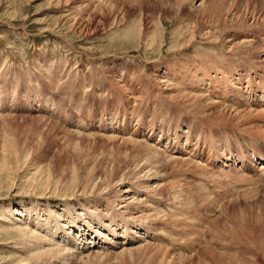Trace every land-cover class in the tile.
I'll list each match as a JSON object with an SVG mask.
<instances>
[{
  "label": "rangeland",
  "instance_id": "1",
  "mask_svg": "<svg viewBox=\"0 0 264 264\" xmlns=\"http://www.w3.org/2000/svg\"><path fill=\"white\" fill-rule=\"evenodd\" d=\"M58 1L0 0V264H153L149 262L150 256L147 252L146 254L143 251L134 250L137 252L133 254L132 252L121 253L124 247L130 249L138 247L139 244H145L134 238L133 234H130L129 239L133 240V242H129L130 245H123V238L113 239L116 242L120 241L118 247L106 244L100 236L99 239H96L101 243L96 246L98 248L88 250L89 252L84 249L81 256L79 253H74V255L68 253L64 255V252L43 253L42 247L49 248L50 246L47 243L39 245L38 242L29 240L28 235H23L19 229L27 224V227L32 230L38 226L41 230L36 229V231L38 234L40 233L41 237L46 234L48 237L44 238L50 241L49 239L52 237L53 241L55 243L59 241L61 246L68 245L66 241L62 242L61 234L65 233L66 237L68 233L78 231L69 222L79 224L80 232L86 230L85 232L89 234H96L95 231L99 230L104 234H109L102 230L103 227L98 222L101 221L105 225L108 222L105 219L106 195L109 194L110 200L117 206L123 204V202L115 200L112 193L116 194L127 186L133 190V184L138 181V177L136 178L134 173L136 169L134 170L135 167L131 165L138 159L133 158L135 146L132 143L128 145L120 138L132 135L153 146L160 144L158 141L160 140L159 131L156 130L154 136L150 133L149 127L154 124L150 122L151 114L148 116L146 113L145 117L143 116L142 109L151 108L150 104L146 101L143 105L138 106L139 110L135 117L130 111L125 113L124 107L128 109L130 107L124 97L125 90L120 85L123 83L125 85V81L129 79L131 68L138 76L141 74L143 76L144 71L152 73L153 68L155 70V66L161 61L175 62L178 60L179 52L177 49L176 52L173 49L177 40L171 31L175 26L173 18L179 13L187 19L193 20L197 16L195 14H198L199 6L204 2L207 4L208 0H183L182 8L175 7V9L162 7L160 0H133L132 4L127 0H114V10L121 15L118 17L116 13V15L109 13V8L104 9L101 13L96 11L93 0H84V8L76 6V11L72 10L75 8L72 2L67 6L65 0H60L59 3ZM256 2L257 0H252L249 6L259 8L263 0H259L258 5ZM87 3L89 7H86ZM79 4H82V0ZM157 9L158 11H155ZM78 10L80 11L78 12ZM176 10L178 11L176 12ZM154 12H158V14L154 15ZM244 12L245 8L242 9V15ZM133 21H137V24L143 21V30L155 31L153 48L151 47L150 51L142 46L138 36L141 32L138 30L133 31L135 35L132 38L123 37L125 32L130 31L127 28ZM155 21H163L161 30L153 28L152 24ZM261 23L264 24V19ZM144 33L146 34V32ZM185 34L189 37V34ZM142 36L144 37V35ZM201 40L200 37L197 38L198 43ZM156 41L158 42L156 43ZM198 43L196 46L190 47L191 49L185 54L187 57L204 56L207 59L210 58V54L214 56L217 54L216 50H219L216 46L212 47V50H206L201 45L199 51L192 52L193 49H198ZM144 61H147L146 69L142 68ZM159 115L158 112L152 119ZM187 123L192 129L201 130V125L195 122ZM155 124L163 129L166 128L163 124H172L173 127L178 126L183 128L181 130H187L186 126L180 127V123L171 122L169 118ZM259 124L263 125L260 122ZM142 126L147 128L144 130ZM140 130L144 131L140 133ZM173 132V138L167 142V145L176 142L182 133L180 131ZM112 134H118L120 138L117 140L111 138V142H108L110 139L106 136ZM220 136L224 137L222 134ZM184 140L185 136L182 143L185 142ZM195 140L196 138L193 139V142ZM224 140L229 143L226 149H235L236 141L243 142L241 145L244 149L242 150L250 160L251 158L252 161L255 160L256 153L245 150L247 145H243L246 142L241 136L228 135ZM199 147L202 148L200 145ZM256 147L260 149H257L258 152L264 154L263 142L257 143ZM161 149L168 151L169 155L173 151L171 155L179 157L175 146L172 149L162 146ZM204 149L205 152L209 150L206 147ZM210 149L209 151L212 153L207 152V155H204L203 152H200V155L194 152V155L199 156L196 160L202 159L203 164H210L208 160H211L215 155L217 158L215 149L213 147ZM234 149L231 151L236 153L241 148ZM141 153L142 149L139 147V155ZM192 153L190 152L187 156H192ZM115 159H117L116 162L118 160L119 162L115 163ZM260 163H264V160H260ZM129 165L131 168L127 167ZM209 168L210 171L205 176L200 174V171L195 174L191 168L189 171L193 172H188L181 177V180L183 178L182 182L179 178L173 184L168 183L171 186L164 187L163 183H155L156 180L151 181L152 185L159 184L163 188L161 191L157 190L155 196L148 197L152 202L149 204L150 210H159L160 217L161 212L164 213V216L161 217L162 220L159 218L163 225L154 226L157 228L155 231L149 228L146 235L142 230L140 234L145 236L143 242L147 240L149 244L155 243L154 245L164 248V240L168 247L172 236L171 239L175 238L174 240L178 242L182 241L181 244L193 247L197 254H204L201 255L202 258L212 248L217 253L216 257L220 256V253H227L228 257L229 254L230 256L235 255V257L240 255L238 259L232 257L233 259L230 261L233 264L235 262L236 264H264V249H258L259 245L264 248V174L256 173L253 169L249 172L238 171L240 176L235 173L221 174L220 168L216 164ZM128 169L131 170L130 173ZM97 172L99 173L97 174ZM243 175L254 180L250 179V182H247L248 179L243 178ZM98 176L105 177L101 181ZM98 178H100L99 181ZM122 179L123 181H121ZM46 181L52 185L46 184ZM120 182H123L124 185ZM64 183L67 185L63 186ZM143 191L138 193L142 197ZM101 193L104 196H101ZM187 195L188 197H186ZM63 196H66V199ZM137 198L141 199V197ZM206 198L210 200H205ZM97 201L100 202V212L99 215H96L98 217L96 219L85 218L83 223L82 221L79 223L77 220L82 217L80 212L83 211L81 210L85 208V210L92 211V207ZM204 203L206 204L204 205ZM200 205L202 206L198 207ZM188 206L192 210L188 211ZM186 211L188 212L186 213ZM46 214H50V220L59 223L61 231L56 235L42 230V226H45L46 223L39 221L37 217H43ZM29 215L31 218L28 217ZM100 215L102 216L99 219ZM223 215L226 216L223 217ZM83 218L81 219L83 220ZM227 218L232 219L227 220ZM215 219L221 222L218 220L216 222ZM207 220H210V223ZM222 220L226 223L229 222L224 224L223 221L222 225ZM246 226L248 229H244ZM258 228H261L262 231ZM243 229L245 230L244 234L249 233L244 237ZM249 230L253 232L251 233ZM163 231L164 234L167 232V236L166 234L163 236ZM240 232L242 233L240 234ZM151 235L152 238H150ZM184 235L185 237H183ZM198 237H204V239ZM76 240L80 242V245L84 243V239L83 241L80 238ZM89 240L90 238L87 242ZM53 241L51 240L55 244ZM193 249L191 248V250ZM182 252V250L177 251L174 255L188 257ZM200 255L195 258H199ZM234 258L235 261H233ZM253 259L254 261H252ZM201 261L204 263V259ZM226 261L229 262V260ZM196 262L200 263L197 260Z\"/></svg>",
  "mask_w": 264,
  "mask_h": 264
},
{
  "label": "bare ground",
  "instance_id": "2",
  "mask_svg": "<svg viewBox=\"0 0 264 264\" xmlns=\"http://www.w3.org/2000/svg\"><path fill=\"white\" fill-rule=\"evenodd\" d=\"M75 1H77V0H65L67 6L71 5L70 2H72V4L75 7L72 10L75 9V11L77 9L76 6L77 7L78 6L79 7L84 6L83 5L84 0H82V4H79V3H81V0H78L77 2H75ZM127 1L130 2L131 4L134 3L133 0H127ZM160 1L162 3V4H160L162 7H166L169 9H175V7L180 8L183 5V0H160ZM251 1L252 0H208L207 4L204 2V4H201L199 6L198 12H197L198 14H195L197 16L193 20L187 19L184 15L177 13V16L175 18H173L175 21L174 29L171 31L173 32V35L177 39L173 49H174V51L177 49L179 52V55H178L179 57L177 56L178 60H176L175 62H169V61L164 62L165 60L164 61L160 60L161 62L155 66V70L153 68L152 73H148V72L144 71L143 76H142V74H141V76H138V74H136L135 71H132V68L130 69V77L131 78L129 77V79L127 80L128 82L125 81V85H123L124 83L122 85H120L125 90V92H124L125 96L124 97L127 101L128 106L130 107V109L124 107V112L127 113L130 111V113L133 115V117H135L137 115L138 110H139L138 106L143 105V103H145L147 101L150 104L149 106H151V108L147 107V108H145L146 110L142 109L143 116L145 117L146 113L148 116L151 114L150 115V117H151L150 122H153L154 124L149 127V129H151L150 133H152V135L154 136V135H156L155 134L156 130L159 131L160 140H158V141L160 142V144H159V146H153L151 144H148L147 142H144V141L142 142V141L138 140L137 138L133 137L132 135H127V136H124L123 138L118 137V134H116L117 136L115 134L107 135L106 138L108 137L110 139L108 142H111V138L115 139V140H117V138H120L121 141H122V139L124 140L123 142L126 141L128 143V145H129V143H132L135 146L133 158L136 157L138 159L137 160L135 159L136 161H133V162L130 161V162L133 163V164L131 163V165L135 167L134 170L136 169L135 172L133 169L132 170L135 173V177L136 178L138 177L137 183L133 184L130 182L131 184H133V190H131L130 186H127L122 191L119 190L116 194L112 193L113 197H115L114 198L115 200L123 202V204H119L118 206L110 200L109 194L106 195L107 196L106 197L107 206H106V210H105V219L108 222L106 225H105V223L103 224L101 221H98V222H99V225L103 227L102 230L107 231L109 234H104V233L100 232L99 230L95 231L96 234H93V233L89 234L88 232H85L86 230H84L83 232H80L79 231L80 230L79 224H77L76 222H69L70 225L71 226L73 225V227L75 229H77L78 231L74 232V233L70 232L66 235V237L64 236L65 233L61 234V236H62L61 239L63 240L62 242L66 241L68 244L66 246H64V245L61 246L60 242L57 241L55 243L53 241L54 239L52 237L49 239L50 241H48L46 239L48 237L46 234L44 235V237H46V238L41 237L40 233L38 234V232L36 231V229L41 230V228L38 226L35 228V230L29 229L27 227L28 224L25 225L24 227H21L19 229V230H21L20 232L23 233V235L27 234L29 240L32 239L33 242H38L39 245H41L42 243H45V244L47 243L48 246H50L49 248L42 247L41 250H43V253L58 254V253L64 252V255H65V253L66 254L67 253L72 254V255H74V253H79L81 255L85 251L84 249H86L88 251V250H92L94 248H98L96 246H98V244H101V243L98 242L96 239H99L100 236H102L101 238L105 240L106 244H109L112 247H115V246L118 247V244H119L118 242H120L119 240L116 242V240H113V239H122L123 238V242H124L123 245H125V244L130 245L129 242H133V240L129 239L130 234H133L134 238L138 239L139 242L142 241V243H145V244L144 245L139 244L140 246L138 245V247H135V248L129 247L130 249H127L124 247V249L122 248L123 251L121 253L132 252V254H133L139 250H140V252L143 251V253L147 252L148 255L150 256L149 262L150 263L152 262L153 264H233L230 261L231 259H233L232 258L233 256L235 257V255H233V254H232L233 256H230V254H229V257H228L227 253H222V254L220 253V256L216 257L217 253L214 252V249L211 248V250H208V254H207L208 256L206 255L207 257L205 256L204 258H202L203 256H201V255H204V254H201V255L197 254L196 250H194L193 247L189 246L188 244H181L182 241L178 242L177 240H174L175 238L171 239L172 236L170 237V240L168 242L169 243L168 247H167L168 244L163 239L164 240V248H163L160 245L159 246L154 245L155 243L149 244V242H147V240L145 242H143L145 240V236H142L143 234L141 235L140 232L143 230L144 234L146 235L149 232V228H151L153 231H155L157 229V228H155V227H157V224L163 225V223H161L159 218L163 217L164 213L161 212L162 215L160 217V212H158L159 210L158 211L157 210H155V211L150 210L149 204L150 203L152 204V202L148 198L150 196H155L157 194V192H156L157 190L161 191V189H163L162 187H160L161 185H159L161 183L164 184V185L162 184V186L166 187V185H168V183L173 184V183L177 182V180L179 178H180L179 179L180 182H182L183 178L181 180V177L185 176L186 173L193 172V171H194V173L197 171H200V174L205 176L210 171L209 167L211 165H215V164L218 165V167L220 168L219 172L221 174L235 173L236 175L240 176L241 175V174H239L240 172L237 173L240 165H242V166L245 165L246 170L253 168L256 173H261V175L264 174V163H260V160H264V154H262L261 152H258L257 151L258 148L256 147L257 143H259V142L264 143V24L261 23V21L264 19V0H263V3L259 5V8L250 7V6H252V5L249 6ZM59 2H61V1L59 0L58 3ZM92 2L96 5V6H94V9L96 11H99L100 13L104 9H108V8H109L108 9L109 13H111V14L116 13V11L114 10V3H113L114 0H93ZM90 3H91V1H90ZM256 3L258 5L259 0H257ZM82 7H81V9H82ZM86 7H89L88 3L86 5ZM239 8H241V9L239 10ZM244 8H245V12H244V14H243L244 16H243L242 15V9H244ZM259 9H261L260 12H258ZM75 11H74V13H75ZM79 11L80 10H78V12ZM155 11H158V9ZM177 11L178 10H176V12ZM116 14L115 15L117 17L120 15L118 13H116ZM155 14H158V12H154V15ZM134 19H138V18H134ZM134 19H132V20H134ZM117 20H118V18H117ZM73 21H74V18H73ZM119 22H120V20H119ZM128 26H129V28H127V27L126 28L130 31L127 33L125 32V35H123V37L127 38V39H129V37L132 38L135 35V32H133V31L138 30L139 32L143 33V34H141V33L138 34V36L141 40V44H143L142 46L144 48H147L148 51H150L151 47L153 48L152 42L154 40L153 34L155 31L151 32V31L143 30V28H144L143 21L139 22V24H137V21H133L131 23V25L129 24ZM152 26L155 30H157V29L161 30L163 27V21H161V22L155 21L152 24ZM144 32H146V34ZM185 33L189 34V37H188V35L186 36ZM142 35H144V37ZM199 37H200V39H202L200 41V43L197 42V38H199ZM157 38H158V36H157ZM157 42L158 41H156V43ZM170 43H172V42H170ZM196 43L199 44L198 49H193L192 52H194L196 50L199 51V46H201V45H203L202 47L206 50H212V47H214V46L219 48V50L218 51L216 50V52H217L216 55L211 56V54H210L209 55L210 58L208 57L207 59L204 58V56L187 57V55H185V54H187V51L189 49H191L190 47L196 46L197 45ZM146 64H147V61H144L143 65H142L143 69H146L145 68ZM124 70L127 71L126 69H124ZM137 85H139V87H137ZM119 88H121V87H119ZM219 95L221 98L219 97ZM218 97H219V99H218ZM134 108L137 110H135ZM158 112L160 113L159 117H154L152 119V117L155 114H157ZM167 118H169V120L171 122H174L176 124L180 123L181 124V125H179L180 127L186 126L187 130L186 131L181 130L183 128H179L178 126L173 127L172 124H168V125L163 124L164 127H166L163 129V128H159V126H157L155 124V123L163 122V120H165ZM187 122H195V123L201 125V130L192 129ZM259 122L262 123L263 125L259 124ZM142 128H144V127L142 126ZM146 128L147 127H145L144 130ZM202 129H203V131H202ZM143 131L140 130L139 132L141 133ZM173 131H175L176 133L178 131H180L182 133H180L178 139H176L177 140L176 142H174V143L171 142L172 143L171 145H167L168 144L167 142L173 138L172 137V134L174 133ZM221 134L224 136L223 138L220 136ZM152 135L150 134V137ZM228 135H239V136H241L246 142L243 145H247L245 150L256 153L257 156H255V158H254L255 160L252 161V158L250 160L248 158V155L245 154L244 150H242V149H244L241 145L243 142L240 143L239 141H236L235 147L237 148V150L239 148H241V149H239V151H237V153H234L231 151L234 148L233 149L230 148L231 150L226 149L229 146V143L224 139H226V136H228ZM184 136H185V140H184L185 142L182 143ZM194 138H196V140L193 142ZM157 145H158V143H157ZM199 145L202 146L203 149H204V147H206L209 150H211L210 148L213 147L216 151L215 153L221 154L222 157L217 156V158H216V155L214 153L215 157H212L211 160H208L210 164H203L202 159L200 161H197L196 158L198 155L197 156L194 155V152H197V154H199V155H200V152H203V154L205 153L204 155H207L210 152L209 150L207 151L208 153L205 152L206 150L205 149L203 150L201 147H199ZM162 146H163V148H168V149L169 148L172 149V147L175 146V150L179 154V157L171 155L173 153V151L171 149L170 150L172 151V153L170 155L167 153L168 151L167 152H166V150L162 151V149H161ZM131 147H130V149H131ZM139 147H140V149H142V153L140 155H139ZM112 148H110V149H112ZM236 148L234 150H236ZM189 149H191V151H189ZM258 150H260V149H258ZM189 152H193V153H192V156L188 157L187 155L189 154ZM174 153H176V152H174ZM210 153H212V152H210ZM246 157H247L248 163L245 161ZM114 158L115 157L113 155V159ZM198 158H199V156H198ZM209 158H210V154H209ZM209 158H207V159H209ZM116 160L117 159H115V163L119 162V160L117 162H116ZM127 160H128V158H127ZM204 162H206V161H204ZM235 162L238 164V166L234 165ZM126 164H128V163H126ZM208 165H209V167H208ZM118 166H120V165L118 164ZM229 166H230V168H229ZM89 167H90V165H89ZM127 167H130V165ZM190 167L192 168L193 171H189V169H191ZM233 167H237V168H233ZM124 170H127V169H124ZM243 170H244V168H243ZM130 172H131V170H129V173ZM98 173L99 172H97V174ZM195 174H197V173H195ZM128 175H130V174H128ZM85 176H86V174L84 175V177ZM112 176H113V174H112ZM243 176H241V177H243ZM98 177L101 178V176H98ZM104 177H102V178H104ZM81 178H83V176ZM100 178H98V181ZM102 178L100 179L101 181H102ZM243 178L248 179V180H246L247 182H250V179H253V178L248 177V176H244ZM153 180H156L155 183H159V184L152 185L151 181L153 182ZM69 181H71V180H69ZM121 181H123V179ZM66 183H67V181H66ZM66 183H64L63 186H65ZM87 183H89V182H87ZM120 183H117V184H120ZM46 184L52 185V183H48L47 181H46ZM54 184H55V182H54ZM61 184H63V183H61ZM123 185H124V183H123ZM102 186H103V184H102ZM108 186H107V188H108ZM141 190H144L143 191V197L144 198L142 197V195L138 194L141 192ZM63 191H66V190H63ZM155 192H156V194H155ZM61 193H63V192H61ZM98 193H100V191H98ZM161 193H158V194L160 195ZM173 195H174V193H173ZM101 196H104V194L101 193ZM137 197H141V199L137 198ZM186 197H188V195ZM63 198L66 199V196H63ZM90 198L96 199L97 197H90ZM157 198H158V195H157ZM198 198L200 200H202L200 197H198ZM137 199H138V201H137ZM159 200H161V199H159ZM166 200H167V198H166ZM205 200H210V199L206 198ZM205 200H203V201H205ZM221 200H222V197H221ZM99 203H100L99 201L96 202L95 206L92 207V211L87 210V209L85 210V208H83L81 210L83 212H80V214L82 213L81 214L82 217L79 218L77 216L79 218L77 221H79V223L82 221V223H83L85 221V218L96 219L98 217L96 215H99V212H100ZM110 204H114V205H110ZM205 204L206 203H204V205ZM196 206L197 205L195 204V207ZM201 206L202 205H200L198 207H201ZM153 209H155V208H153ZM190 210H192V209L189 207L188 211H190ZM86 211H88V212H86ZM188 211H186V213ZM224 211H226V210H224ZM173 212H175V211H173ZM205 215H206V213H205ZM101 216L102 215L99 216V219ZM207 216H208V214H207ZM224 216H226V215H223V217ZM28 217L31 218V215H29ZM37 218L39 221H44L46 223L45 226H42L43 232L45 231L46 233H52L53 235H56L59 231H61V229L59 228V225H58L59 223H57V221L49 219L50 214H46L43 217H37ZM81 218H83V220ZM231 219L227 218V220H231ZM161 220H162V218H161ZM163 220H164V218H163ZM173 220H174V218H173ZM193 220H195V219H193ZM216 220H218V219H215V221ZM207 221L210 223V220H207ZM223 221L224 220H222V225H223ZM213 222H214V220H213ZM213 222H212V224H213ZM219 222H221V221H219ZM228 222L226 223V221H224V224L225 223L228 224ZM233 222H234V220H233ZM241 222H242V220H241ZM230 224H231V222H230ZM239 224H240V222H239ZM232 225H233V223H232ZM224 226H222V227H224ZM215 227H217V226H215ZM226 227H227V225H226ZM153 228H155V229H153ZM89 229H90V231H92L91 228H89ZM244 229H248V227L246 226V228H244ZM258 229L261 230V228H258ZM216 230L217 229L215 228V231ZM164 231H165V228H164ZM164 231H163V236L167 233L166 232L164 234ZM201 232H202V230H201ZM244 232H245V230L243 231V233L240 232V234L241 233L243 234V237H244V235L249 234V233L244 234ZM249 232L252 233L253 231L249 230ZM258 232H256V233H258ZM198 233L199 232H197V234ZM109 236L112 238H110ZM166 236H167V234H166ZM199 236H201V235H199ZM256 236H257V234H256ZM38 237H40V238H38ZM88 237L90 238V240L87 242V240L89 239ZM183 237H185V235ZM204 237H202V238L204 239ZM77 238L82 239L81 241H83V239H84V243L82 245H80V242H78L76 240ZM150 238H152V235L150 236ZM196 239H197V237H196ZM51 240L55 244H53L51 242ZM200 241H202V240H200ZM198 243L200 244V242H198ZM201 243L203 244V242H201ZM177 244H179V245H177ZM204 245H201V246H204ZM206 245H207V242H206ZM120 246H121V244H120ZM80 247H81V249H80ZM255 247H256V245H255ZM257 247H258V243H257ZM191 248L194 251L191 250ZM258 249L262 250L264 248H263V246L259 245ZM134 250H137V251L134 252ZM180 250H182L183 251L182 253H185L188 257H186L185 255H183V256L182 255H174L177 251L180 252ZM204 251H205V248H204ZM205 253H206V251H205ZM189 254H191V256H189ZM199 255H200L199 258L201 260L204 259V263L201 260H198L199 259L198 257H197L198 259L195 258L196 256H199ZM239 257H240V255H239ZM239 257L237 255V257H235V258L238 259ZM194 258L197 261H199L200 263H198V262L195 263L196 260ZM235 258L233 261L236 260ZM226 260H229V262ZM252 261H254V259ZM146 263H147V260H146ZM245 263H247V262H245ZM235 264H236V262H235Z\"/></svg>",
  "mask_w": 264,
  "mask_h": 264
}]
</instances>
